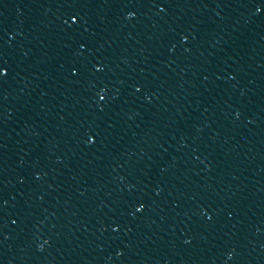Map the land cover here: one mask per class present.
Listing matches in <instances>:
<instances>
[{
    "label": "water",
    "instance_id": "1",
    "mask_svg": "<svg viewBox=\"0 0 264 264\" xmlns=\"http://www.w3.org/2000/svg\"><path fill=\"white\" fill-rule=\"evenodd\" d=\"M0 120L165 231L264 264V0H0Z\"/></svg>",
    "mask_w": 264,
    "mask_h": 264
}]
</instances>
